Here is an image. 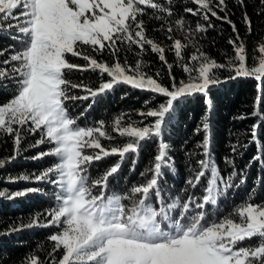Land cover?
<instances>
[{"label":"snow or ice","instance_id":"1","mask_svg":"<svg viewBox=\"0 0 264 264\" xmlns=\"http://www.w3.org/2000/svg\"><path fill=\"white\" fill-rule=\"evenodd\" d=\"M190 2L197 7H184L183 11L205 22L198 21L194 28L187 26L188 21L183 16L169 19L174 15L170 6L173 0H0V35L7 34L19 44V49L0 61V90H7L6 81L15 85L11 97L0 102V136L6 135L13 141V154L0 159V168L20 154L25 133L40 135L29 147L49 145L32 157L34 160L54 158L49 167L39 174H22L8 181H44L54 187V204L43 214L49 217L43 226L58 228L47 237L52 244L47 264H264V200L252 202L255 189L229 216L206 222V208L216 206L227 191L243 185L251 165L264 164V143H258L244 169H237L234 158L225 156L224 163L232 170L227 174L221 172L211 152L208 93L212 87L239 77L254 78L260 82L258 92L264 91V44L255 50L259 59L249 68L244 40L229 18L226 0ZM252 2L253 7L259 9L256 15L264 18V0ZM235 3L247 7L245 0H235ZM218 12L225 14L220 16ZM144 16L160 22L155 30L166 32L170 45L161 46L162 42L146 34ZM210 16L230 24L235 34L228 41L234 55L227 56L223 64L197 46L198 37L193 39L196 34H204L214 27ZM242 20L246 32L251 34L253 22L246 11ZM177 31L183 34L182 38L171 35ZM190 46L195 51L185 62L184 52ZM134 47L139 49L135 52L137 57L150 49L167 65L173 81L171 88L144 71L147 64L142 59H137L134 67L127 59L121 62L119 54L133 52ZM12 48L13 45H9L0 49V56H5ZM105 52L112 63L93 55ZM166 52L174 53L175 66L187 74V81L176 83L171 71L174 65L168 63ZM66 54L87 63H70ZM73 69L98 72L99 87L93 89L83 81L73 83L67 79L66 70ZM216 70L227 71L229 75L221 78ZM104 74L110 80L105 81ZM155 75L159 77L160 73ZM117 84L166 98L156 108L139 113L155 118L153 122H130L125 126V117L121 115L108 126L110 131L103 120L93 126H79V117L70 114L67 103L90 97L94 100ZM73 89L87 94L75 95ZM196 94L204 95L209 112L195 130L196 134L202 131L204 139L186 152L189 175L181 190L184 196L165 198L161 188L164 170L172 169L169 146L164 142L158 144L154 163L141 173L145 177L143 183L132 185L124 193H109V178L118 173L128 154H138L144 142L160 137L175 115L176 104ZM83 115L81 112L80 116ZM250 115L257 118L250 129L249 143H253L258 129L264 127V97L261 95H257ZM117 138L127 139L122 144L113 143ZM102 139L109 141L107 147L101 143ZM247 148V143L230 144L234 155H240V149ZM109 156H118L119 160L102 174L92 177L93 162ZM202 184L203 195L198 196L195 190ZM38 191L41 190L26 188L9 193L4 189L0 190V198L12 200ZM39 224L40 214H37L28 224L21 223L6 230V234ZM253 239L255 244L245 243ZM56 253H60L59 258ZM23 264H45V261L30 254Z\"/></svg>","mask_w":264,"mask_h":264},{"label":"trees","instance_id":"2","mask_svg":"<svg viewBox=\"0 0 264 264\" xmlns=\"http://www.w3.org/2000/svg\"><path fill=\"white\" fill-rule=\"evenodd\" d=\"M226 3L229 18L236 24L239 34L246 45L250 46L253 42L264 38V18L256 15L259 9L253 7L252 0H245L246 8L237 6L235 0H226ZM170 6L174 9V15L169 18L170 20L183 16L188 21L187 26L192 28H194L198 21L205 23L199 17L192 16L190 13L183 11L184 7H197L190 0H173ZM245 11L253 22L251 34L246 32L243 24L242 16ZM224 14V12H218L220 16H224ZM143 19L146 21V34L150 38H153L158 43L162 42L161 46L171 44V41L166 39V32L155 30L159 27V21L150 19V16H144ZM210 21L214 27L209 28L204 34H196V37H193V39L199 38L197 46L209 57L218 63H226L227 56L234 55L232 46L228 41L230 38H234L235 34L232 32L230 24L211 16ZM171 35L174 38H182L183 34L177 31L171 33ZM9 45H13V48L9 49V53H6L5 56H0V61L6 59L7 55L13 50L19 49L17 41L12 40L7 34L0 35V49L7 48ZM120 47L124 46L120 45ZM138 51L139 49L134 47L133 52H121L119 54L121 62L127 59L134 67L136 60L142 59L147 64L144 71L153 75V78L158 79V82L162 83L165 87L171 88L173 81L169 78L167 65L163 64L150 49L141 53L139 57L135 55V52ZM194 51L195 48L191 46L185 50V62H187L188 57ZM93 55L98 60H104L109 63L113 62L107 52L101 55ZM165 56L168 63L174 65L171 71L176 83L187 81V74L181 67L175 66L176 57L174 53L166 52ZM66 59L70 63L77 65H85L87 63L79 57L71 56V54H66ZM247 63L248 65L250 64L249 61ZM157 72L160 73L159 77L155 75ZM216 72L221 78L229 75L224 70H216ZM66 78L73 83L83 81L93 89L98 88L101 82L99 73L91 70H66ZM103 79L107 81L110 80V77L104 74ZM5 83L7 90H0V102L8 100L15 88V85L11 81H6ZM258 83L260 82L252 77H239L212 87L208 93V100L211 104L209 114L211 152L214 154V158L223 174H227L232 170L225 165L223 160L225 156L234 158L237 169H244L245 165L256 152L255 145L264 143V127L258 129L256 141L249 143L251 126L257 120L256 117L250 115L254 108V101L257 95L264 97V91L258 92ZM72 93L75 95L87 94L79 89H73ZM165 99L159 94L134 89L130 85L117 84L112 90L106 94L97 96L94 100L90 97L88 100L68 102L67 108L73 117H79L77 124L82 127L93 126L100 120L105 121L106 127H108L114 118L121 115L125 117V126L130 122L151 124L155 118L141 116L139 113H146L149 109L156 108ZM205 99L203 94H196L176 104L175 115L163 130L161 136L144 142L138 154H128L118 173L109 178V193H124L132 185L143 183L145 177H142L141 173L145 172L154 163L153 158L157 154L158 144L164 142L169 146L168 155L172 162V169L164 170L165 175L160 180L161 188L164 190L165 198L169 195L184 196L181 190L185 187L184 182L189 175V170L186 166L188 162L186 152L192 151L195 145L204 139V133L201 131L199 134H196L195 130L201 125L202 118L209 112ZM146 101L147 104L145 103ZM257 109H259V105H257ZM81 112L84 113L83 116H80ZM239 116H246L247 118L243 120L237 119ZM108 130H111L110 127H108ZM112 135L115 136L116 134L112 133ZM39 138V133L35 135L25 133L20 154L10 163L6 161L5 166L0 168V190L7 189L9 193L26 188H38L41 190L12 200L0 198V264H23L26 257L30 254L38 255L47 264V253L51 251L52 247L47 237L58 231V228L55 226H43L49 218L43 214L54 204V187L52 184L44 181L21 180L15 183L8 182L10 177H17L22 174H39L40 171L53 163L54 158L52 157H45L40 160L32 159L38 152L45 151L49 147L48 144L37 148L29 147V145L34 144ZM126 139L117 138L113 143L122 144ZM237 142L239 144H248L246 150L240 149V155H234L230 149V144ZM101 143L106 147L109 145V141L107 140L102 139ZM12 154V139L6 135L0 136V159L9 157ZM118 160V156H109L101 161L93 162L90 168V175L95 178L110 166L116 164ZM133 160L136 161L134 165L132 163ZM147 178H150V175ZM262 181H264V164L254 163L248 168L247 179L243 185L227 191L219 198L216 206H208L206 208V222L211 223L218 221L222 216H229L234 207L245 201L253 189H255V194L252 202L259 203L264 200V183ZM204 184H206V181ZM203 186L202 184L195 190L198 196L203 195ZM37 214H40V224L38 226L6 234V230L10 228L18 227L21 223L28 224ZM233 218L238 220V217ZM245 243L255 244L256 240L253 239ZM55 255L59 258L60 253H56Z\"/></svg>","mask_w":264,"mask_h":264},{"label":"rangeland","instance_id":"3","mask_svg":"<svg viewBox=\"0 0 264 264\" xmlns=\"http://www.w3.org/2000/svg\"><path fill=\"white\" fill-rule=\"evenodd\" d=\"M261 44H264V38L253 42L250 46H248V45L245 44L247 61H249V63H250L249 65H251V66H249L248 63L246 62L247 63V66L249 68H251L253 66L254 60H258L259 59V53L256 52L255 50Z\"/></svg>","mask_w":264,"mask_h":264}]
</instances>
